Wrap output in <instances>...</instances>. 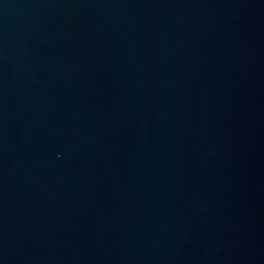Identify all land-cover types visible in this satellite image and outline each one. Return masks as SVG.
Here are the masks:
<instances>
[{"label":"water","instance_id":"95a60500","mask_svg":"<svg viewBox=\"0 0 264 264\" xmlns=\"http://www.w3.org/2000/svg\"><path fill=\"white\" fill-rule=\"evenodd\" d=\"M0 264H264V0H0Z\"/></svg>","mask_w":264,"mask_h":264}]
</instances>
